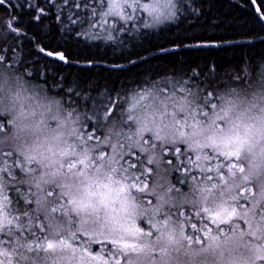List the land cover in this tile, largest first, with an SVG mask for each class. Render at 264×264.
I'll use <instances>...</instances> for the list:
<instances>
[{
  "label": "snow or ice",
  "instance_id": "snow-or-ice-1",
  "mask_svg": "<svg viewBox=\"0 0 264 264\" xmlns=\"http://www.w3.org/2000/svg\"><path fill=\"white\" fill-rule=\"evenodd\" d=\"M255 2L256 0H252V3ZM0 7H4L6 12L9 7L19 10V14L13 12L4 22L5 31L0 34V39L8 45L7 52L4 47H0V74L10 72L17 82L26 81L25 77H31L32 73L38 78L41 72L34 68L25 69L23 66L27 58L18 62L12 61L8 52L14 56L16 49L8 43L9 36L13 37L21 51L23 39L33 42L37 52L45 60L43 64L45 76L48 74L50 64L62 63L72 66L78 63L67 48L47 44L41 46L39 40L28 34L27 29L30 26L37 28L47 26L61 33L62 39L71 35L76 38L104 39L122 46L125 44V38L135 40L137 34L147 38L148 32L142 30L154 28L165 21L176 22L178 26L183 22L181 18H186L191 11L187 0H0ZM255 11L257 22L264 29V13H261L259 8ZM45 21L48 22L47 25ZM243 34L253 33L248 31ZM187 38L195 42L185 43L178 37L177 41L170 42L171 47L158 45V52L167 58L169 55L180 56V49L244 47L235 37L193 35ZM132 48L134 51L126 59L133 65L137 62L131 59L132 55L145 63L148 56L157 55L150 49L147 50L148 56L135 51L136 44H132ZM16 63H19L21 68H17ZM89 63L94 64L95 61ZM109 68L112 71H120L124 65L113 63ZM220 69L221 66L213 60L205 61L203 67L199 64L195 67L190 66L189 70L194 74L189 76L187 81L165 80L156 86L155 91H145L134 96L126 110L111 95L107 98H94L69 90L66 95L75 96L76 101L69 99L65 103L60 99L57 103L68 109L69 117L76 115L79 118V102H84L90 106L91 116L86 115L80 127L73 130V139L61 153L62 156L68 157L67 164H61V170L66 168L77 175H85L87 170H98L101 162L108 159L110 164L108 182L96 184L98 191L101 188L105 190L101 194L100 202L107 207L108 196L116 190L112 187L115 183L119 185L120 194H127L121 202L125 212L129 203L128 196L135 199L134 193L153 195L154 186L150 189L146 177L154 172L152 166L155 165V168L159 169L162 163L168 166L167 171L169 169L183 171L186 176L193 167L204 172L202 181H196L195 175L192 176L191 187L209 195L216 191L223 195L225 190L232 189L231 181L235 180L237 175L242 177V181L247 182L248 177L243 175L245 169L241 164V154L245 145L249 143L248 128L245 129V135L239 132V125L234 126L233 135L218 137L213 133L206 137L203 144L196 140L194 148H188L184 142H177L174 138L171 143H164L166 137L161 135L163 128L170 126L167 123L170 117L175 118L171 127L180 137L198 135L197 130L202 129L205 124L223 132L225 123L230 121L226 120L229 109L223 106L222 91H218V86H215L216 81L220 79ZM213 73L216 74L215 78ZM51 79L53 83H60L55 75ZM229 79L237 84L244 82V77L239 72L230 75ZM44 82L47 83V79ZM4 83H7V76L0 81V85ZM235 90L236 88L232 87V91ZM63 91L61 88V92ZM138 112L147 114L144 128L149 132L152 131L148 125L149 120L154 125L159 120L160 124L151 135L133 141L132 128ZM92 119L96 122L91 123ZM0 121H2L0 130H4L11 123L3 116H0ZM84 123H87V128ZM109 123L116 129L115 143L112 142V135H106L104 131ZM124 127L129 129L127 133L123 131ZM100 132H103L102 136L98 135ZM133 143L136 147H133ZM144 153L149 154L146 160ZM6 161L9 163H5ZM36 164L34 157L22 156L11 150H0V178L6 179L9 183L27 185L32 197L29 198V194L22 196L24 204L28 207L16 209L19 214H14L10 207L12 201L6 194L8 184L0 186V233L8 237L7 240L0 239V264H26L31 256L40 259L41 253L47 256L49 252L56 251L67 254L64 257L67 264H72L73 261L75 264H131V254L142 253L148 248L147 244L140 242L144 238L149 240L155 238L159 241L167 236L169 242H173L178 232L179 239L186 241L189 247L193 244L211 246L228 232L235 233L239 229L243 235L244 227H251L246 219L247 206L254 194L251 188L237 184L234 196L214 207L207 205L201 207L195 204L173 203L174 197L171 194L178 193L179 190L168 182L164 192L156 196L155 204L151 200L145 202L142 199V202L151 208V214L141 220L146 223L147 228L141 223L138 224L132 216H127L123 221L113 218L114 228L111 231L119 233L116 237L86 231L83 228V224L87 223L86 219L81 220L74 230L71 214L78 215L94 207L91 199L85 201L70 198L68 193L63 191L64 186L45 179V174L39 171ZM18 172L22 174L19 177ZM33 187L36 192L31 191ZM88 189L90 197L96 194L91 192V185ZM207 198L205 197L206 200ZM61 200H65L66 203H60ZM242 201H246L247 206ZM164 203L168 204V208L161 214ZM33 204L35 208L32 207ZM57 213L62 215L57 216ZM260 215L264 220V210H261ZM61 217L67 223V228L60 222ZM165 229L168 231L165 232ZM25 230L27 236L23 235ZM252 235L255 237L256 232ZM160 254L167 255V250L161 249Z\"/></svg>",
  "mask_w": 264,
  "mask_h": 264
},
{
  "label": "clouds",
  "instance_id": "clouds-1",
  "mask_svg": "<svg viewBox=\"0 0 264 264\" xmlns=\"http://www.w3.org/2000/svg\"><path fill=\"white\" fill-rule=\"evenodd\" d=\"M4 76H7V83L0 85V115L11 123L0 132V150H11L22 156L34 157L37 161L36 167L45 174V179L64 186L63 191L67 192L70 198L85 201L91 199L94 207L78 215L71 214L74 230L81 220L86 219L87 223L83 224L86 231L116 237L119 233L111 231L114 228L113 218L123 221L125 217L132 216L139 224L143 218L151 214V208L142 202L139 194H135V199L128 196L127 212L123 211L121 202L127 194H120L119 185L115 183L112 187L116 190L108 196L107 207L100 202L101 194L105 190L101 188L98 191L96 184L108 182L110 169L108 159L101 162L98 170H87L85 175H77L66 168L61 170V164H67L68 161V157L62 156L61 153L73 139V130L78 129L83 123V115L81 114L79 118L76 115L69 117L68 109L57 103L58 98L32 87L27 81L17 82L10 72L0 74V81ZM235 88L236 90L232 91L231 86L226 87L221 93L224 97L223 106L229 109L226 120L230 121L225 123L223 132L205 124L202 129L197 130L198 135L180 137L171 127L175 118L170 117L167 120L170 126L164 127L161 135L166 137L164 143H171L174 138L177 142H184L186 147L194 148L196 140L203 144L206 137L213 133L218 137L233 135L234 126L239 125V132L245 135V129L248 128L249 143L245 145L241 154V164L245 169L243 175L248 177L247 182L242 181V177L237 175L235 180L231 181L233 188L225 190L223 195L220 191L209 195L192 187L179 193L173 192L171 195L174 197L173 203L214 207L234 196L237 191L235 185L242 184L251 188L254 193L248 203L246 217L251 227L245 226L243 235L239 229L235 233L228 232L211 246L193 244L189 247L186 241L179 239L178 232L173 242H169L167 236L159 241L155 238L151 240L144 238L140 242L147 244L148 248L142 253L131 254V264H264V220L260 215L261 210H264V81L253 80L246 86ZM146 115L143 112L136 113L137 119L132 129L133 141L151 135L160 124L159 120L155 125L149 120L148 125L152 129L149 132L144 128ZM115 131L110 123L105 127V134L112 135L113 143L116 140ZM133 147H136L135 143ZM168 175L166 169L155 173L150 186V189L154 186L155 200L156 196L167 188ZM8 183L6 179L0 178V186ZM89 185L91 192L96 193L91 197L88 194ZM205 197H208L207 200ZM167 208L168 204L164 203L161 214ZM59 219L67 228L64 219L62 217ZM55 226L54 221V229ZM164 231L167 232L168 229ZM253 232H256L255 237L252 235ZM161 249H166L167 255H161ZM66 255L56 251L49 252L47 256L42 254L40 259L31 256L26 264H67L64 259ZM72 264H75V261Z\"/></svg>",
  "mask_w": 264,
  "mask_h": 264
},
{
  "label": "trees",
  "instance_id": "trees-1",
  "mask_svg": "<svg viewBox=\"0 0 264 264\" xmlns=\"http://www.w3.org/2000/svg\"><path fill=\"white\" fill-rule=\"evenodd\" d=\"M187 3L191 6V11L186 18H181L183 22L179 23L178 26L176 22L165 21L154 28L142 30L148 32L147 38L137 34L135 40L125 38V44L122 46H117V44L104 39L76 38L71 35L62 39L61 33L51 30L47 26L41 28L30 26L27 29L28 34L39 40L41 46L47 44L52 47L59 45L62 48H67L71 56L78 61L77 64L72 66L62 63L59 65L50 64L47 76L44 75L43 68L45 60L37 52L31 40L23 39V50L21 51L13 37L9 36L8 43L16 51L14 56H12L11 52H8V55L12 57V61L17 62L27 58L23 66L25 69L34 68L40 70L41 75L38 78L35 73H32L31 77L26 76L25 80L32 87L44 91L53 98L63 99L65 103L69 99L76 101L75 96L66 95L69 90L87 94L94 98H107L111 95L125 110L128 108L129 100L132 97L145 91H155L156 86L162 84L165 80L176 81L183 79L187 81V78L194 74L189 70V67H195L197 64L203 67L204 62L207 60H213L221 66L219 70L220 79L216 81L215 85L218 86V91H222L229 86H246L253 80L264 81V29L257 22V14L254 12L250 1L187 0ZM255 4L261 13H264V0H256ZM13 12L19 14V10L9 7L6 12L4 7H0V34L4 33V22L8 20V17ZM197 12L198 14H193ZM21 18L23 19L24 17L22 16ZM47 23L45 21V25ZM248 31L253 34H243ZM193 35L235 37L243 43L244 47L180 49V56L169 55L167 58L158 52V45L171 47L170 42L177 41L178 37L183 39L185 43H193L195 41L187 38ZM132 44L137 45L135 51H140L145 56H148L147 50L149 49L152 52H156L157 55L148 56L146 63L140 61L137 56L132 55L131 59L137 62L136 65H133L126 59L134 51ZM0 47H4L7 52L8 45L2 39H0ZM249 57H254V59L250 60ZM89 61H95V63L90 64ZM241 61L243 62L241 63ZM113 63L122 64L124 68L120 71H112L109 65ZM16 67L21 68V65L16 63ZM240 69L243 71H240ZM235 72H239L244 77L243 84H237L229 79V76ZM54 75L60 81L59 84L53 83L51 77ZM215 76L216 74L213 73V78ZM45 79H47V83L44 82ZM201 79L203 80L204 77H201ZM61 88L64 89L63 92H61ZM81 114L83 115V122L86 115L91 116L90 106L84 102H79V116ZM90 122L95 123L96 121L92 119ZM84 126L87 128V123H84ZM3 131L0 130V132ZM123 131L127 133L129 129L124 127ZM98 135L102 136L103 132L98 133ZM125 150H127V146ZM135 150L138 151V149ZM108 151H111V149H108ZM143 155L146 160L147 153ZM5 163L9 162L6 161ZM166 166L165 164L164 167ZM152 167L154 172L146 177L149 187L153 183L154 174L157 170L154 166ZM168 173V182L174 185L179 192L192 186L193 175H195L196 181L204 179V175L197 177L196 175L200 173L196 172H190L186 176L183 171L176 172L169 169ZM20 175L22 174L18 172L17 176L19 177ZM31 191L36 192L37 190L33 187ZM6 194L12 201L10 207L14 214H19L16 209L28 207L22 199V196L29 194L27 185L8 183ZM134 194L141 195L145 202L148 200H151L153 204L156 202L155 197L150 193ZM29 198H32L30 194ZM60 203L63 204L66 201L61 200ZM242 203L247 206L246 201H242ZM32 207L35 208V205L33 204ZM56 215L60 216L62 213H57ZM173 215L175 217V211ZM139 223L147 228L146 223L142 221ZM240 223L243 226V222L241 221ZM23 235H28L26 230ZM0 239L7 240L8 237L4 233H0ZM101 247L103 248L104 246L101 245Z\"/></svg>",
  "mask_w": 264,
  "mask_h": 264
},
{
  "label": "rangeland",
  "instance_id": "rangeland-1",
  "mask_svg": "<svg viewBox=\"0 0 264 264\" xmlns=\"http://www.w3.org/2000/svg\"><path fill=\"white\" fill-rule=\"evenodd\" d=\"M133 98V97H132ZM132 98L129 100V104H128V107L130 106V104H131V102H132ZM209 152H211V150L209 149L208 150ZM148 153H147V155H146V158L148 157ZM165 166V164H161L160 165V167H159V169H157L156 170V172L158 171V170H165L166 168H167V166L166 167H164ZM154 167H155V165H154ZM155 172V173H156ZM191 172H196V173H200L199 175H196L197 177H199L200 175H204L205 176V173L204 172H201V171H199L197 168H195V167H193L192 168V170H191ZM155 175V174H154ZM190 183H192V182H190Z\"/></svg>",
  "mask_w": 264,
  "mask_h": 264
},
{
  "label": "water",
  "instance_id": "water-1",
  "mask_svg": "<svg viewBox=\"0 0 264 264\" xmlns=\"http://www.w3.org/2000/svg\"><path fill=\"white\" fill-rule=\"evenodd\" d=\"M249 1L251 3V6H252L254 12L257 14V12L255 11V9L257 8L256 4L252 3V0H249Z\"/></svg>",
  "mask_w": 264,
  "mask_h": 264
}]
</instances>
